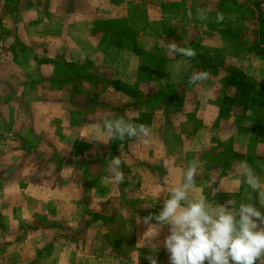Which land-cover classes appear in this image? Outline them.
<instances>
[{"label":"crops","instance_id":"1","mask_svg":"<svg viewBox=\"0 0 264 264\" xmlns=\"http://www.w3.org/2000/svg\"><path fill=\"white\" fill-rule=\"evenodd\" d=\"M170 42L197 55L171 54ZM147 57L159 64L149 65ZM59 63L76 66L84 82L101 69L104 80L80 88L96 98H72L77 86L59 79ZM200 71L207 79L190 84ZM135 116L152 130L149 145L136 138L107 144L88 138L105 117ZM112 156L123 161L121 184L108 174L84 181L71 172L61 177L73 168L108 170ZM245 160L264 179V0H0V168H6L0 206H7L3 214L15 226L53 217L47 207L60 203L47 199L53 186L62 202L81 204L90 226L103 230L86 264H150L153 253L138 238L147 230L143 218L162 206L151 194L178 184L196 163L194 197L239 203L250 194L259 207L258 193L246 185L232 190ZM127 200L135 208H127ZM117 201L118 215L103 211ZM115 218L124 227L107 230ZM167 233L165 226L154 241L157 264H169L160 245Z\"/></svg>","mask_w":264,"mask_h":264},{"label":"clouds","instance_id":"2","mask_svg":"<svg viewBox=\"0 0 264 264\" xmlns=\"http://www.w3.org/2000/svg\"><path fill=\"white\" fill-rule=\"evenodd\" d=\"M223 17L219 16L218 20ZM171 54L192 58L196 50L183 47L176 42L165 43ZM181 66H174L179 72ZM207 72L193 73L188 82L196 84L207 79ZM135 117H105L92 127V138L98 143H111L126 139H139L149 145L152 130L149 126L135 123ZM108 175L116 184L125 181L122 171L123 161L119 156L107 160ZM197 164L189 163L182 172V179L171 188L160 187L151 195L162 206L156 213H149L143 218L147 225L141 239V246L150 248L153 255L148 257L150 264H157L155 253L162 226H167L168 233L162 240V246L169 254V264H264V179L245 160L241 161L237 171L238 181L232 190L238 191L246 185L259 195V207L252 202L249 194L247 201L237 202L229 199L225 203H213L208 196L194 197L196 187ZM216 193L213 192L214 196ZM154 203V204H155ZM155 221V223H152Z\"/></svg>","mask_w":264,"mask_h":264},{"label":"rangeland","instance_id":"3","mask_svg":"<svg viewBox=\"0 0 264 264\" xmlns=\"http://www.w3.org/2000/svg\"><path fill=\"white\" fill-rule=\"evenodd\" d=\"M115 30L116 32L120 31L118 27H115ZM115 35L118 36L117 33ZM146 61L149 63V65H153V67H156L155 65L159 64L157 62H151L150 57H147ZM55 68L56 73H58L60 76L59 79L65 80L66 84L70 86L73 84L77 86L76 88L72 89V92H70L72 98H75L77 101H86L88 99L90 100L91 98H96L95 94L92 95L93 91L89 90L86 92L80 88H83L84 86L86 88V85L82 84H90L92 81L97 82L99 80H104V73L101 72V69H94L96 73L94 71L91 72V74H94V78L90 79L89 77V80H85L84 82L85 77L81 75V71L76 66L59 63L55 66ZM79 166L84 167L83 164H80ZM101 167L102 166L98 165V168H73L71 169L73 171H63L61 177L64 178L69 174L68 172H71L76 174L78 181H84L88 178L90 180V176L91 178H94L96 176L101 177L104 174L107 175L108 170ZM5 169L6 168H0V173ZM122 170L124 172V168H122ZM51 171H53L52 168L47 169L48 177L50 176L49 173ZM127 180H129V178ZM136 181H138L137 177H131L130 182ZM56 191V189H53V186L47 190V199L49 200L50 198H56L60 203L48 205V215H52L53 217L45 218L44 221L43 219L36 217L30 220V223H19L17 226H15L16 224H14V221L10 219V215H8V213L3 214L6 212L7 206H0V264H6L10 260H12L15 264H52L51 262L56 260L58 257V262L60 264H63L61 261H63L64 264H68L69 260L72 259H79V262L86 264L88 257H90V253H97V244L99 241V236H101L100 234H102L103 231L102 228L100 225L90 226V215L83 216L84 214H81V212L84 211V207H82L81 204H66L64 201L62 202L61 199L64 198L63 195H55ZM135 191L136 189L128 192L126 197L128 198V195ZM118 202L119 201L109 203L107 202L108 204L103 206V211L108 215L117 211L116 214L118 215L119 209L116 207ZM123 202L128 204L126 206L127 208H135V204H132L133 201L127 200ZM140 208L143 209L144 213H146V210H148L147 208ZM87 212L90 214V210ZM107 224L109 225V227L106 228L107 230L109 228L111 230L112 227L114 228L120 225L121 227H124L122 225L123 221L119 222L117 218H115V221L111 220V222H108ZM140 227L144 226L140 225ZM37 229L41 230H39L40 234L32 233L33 231H37ZM164 231L165 226L161 228L160 234ZM138 239L139 242L142 243V238ZM130 241L131 240H129L128 244ZM71 243H73V246L77 245V250L73 251L74 253L72 252V249L67 247L71 246ZM6 244L11 245V247L14 246V248L8 251V249L11 247L7 246V248ZM160 245H162V243H160ZM39 249L42 251H39ZM71 253L73 254L70 255Z\"/></svg>","mask_w":264,"mask_h":264},{"label":"trees","instance_id":"4","mask_svg":"<svg viewBox=\"0 0 264 264\" xmlns=\"http://www.w3.org/2000/svg\"><path fill=\"white\" fill-rule=\"evenodd\" d=\"M238 83V82H237ZM237 86H241V84L240 83H238V84H236Z\"/></svg>","mask_w":264,"mask_h":264}]
</instances>
